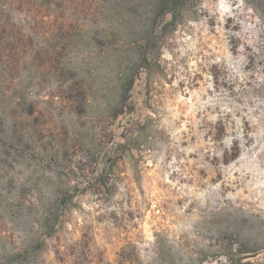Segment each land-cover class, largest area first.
I'll return each mask as SVG.
<instances>
[{
  "label": "rangeland",
  "instance_id": "obj_1",
  "mask_svg": "<svg viewBox=\"0 0 264 264\" xmlns=\"http://www.w3.org/2000/svg\"><path fill=\"white\" fill-rule=\"evenodd\" d=\"M0 264H264V0H0Z\"/></svg>",
  "mask_w": 264,
  "mask_h": 264
},
{
  "label": "trees",
  "instance_id": "obj_2",
  "mask_svg": "<svg viewBox=\"0 0 264 264\" xmlns=\"http://www.w3.org/2000/svg\"><path fill=\"white\" fill-rule=\"evenodd\" d=\"M5 33V28L4 27H2V34H4Z\"/></svg>",
  "mask_w": 264,
  "mask_h": 264
}]
</instances>
